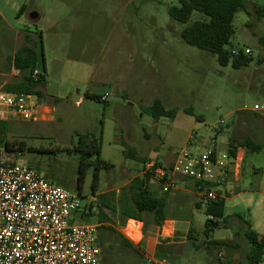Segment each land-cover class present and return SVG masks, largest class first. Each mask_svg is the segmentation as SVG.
I'll use <instances>...</instances> for the list:
<instances>
[{"label":"rangeland","instance_id":"374dc122","mask_svg":"<svg viewBox=\"0 0 264 264\" xmlns=\"http://www.w3.org/2000/svg\"><path fill=\"white\" fill-rule=\"evenodd\" d=\"M248 2L250 14L237 13L227 48L243 51L249 63L234 68L232 62L223 66L214 54L183 40V30L206 17L193 12L187 24L176 21L169 9L178 6V0H0V90L22 77L10 67L9 58L30 36L38 54L37 71L44 74V98L39 99L54 109L46 122L0 120L6 122L0 142L14 145L24 164L50 183L79 196L80 221L97 225L98 196L116 192L117 200L122 187L145 170L144 162L125 153L130 148L149 162L170 165L192 144H211L218 137L222 150L225 139L259 137L261 150L246 151L244 178L264 185V127L256 128L254 122L259 119L264 126V113L252 111L256 104L264 105V47L259 41L264 35V0ZM105 96L106 101L101 99ZM156 99L173 115L156 119L144 113ZM256 129L263 136L254 138ZM82 135L97 138L100 159L107 165H99L93 154L79 184L77 145ZM151 184L155 195L167 200L173 234L167 237L166 229L161 238L159 228L141 222L143 240L134 241L103 208L111 218L107 224L139 252L116 244L110 264H152L154 246L167 247L169 242L176 246L178 264H248L249 246L236 229V219L220 223L211 233V240L229 241L231 246H213L204 236L206 198L196 194L191 183L187 190L167 195L159 183ZM100 236V242L106 239L104 232Z\"/></svg>","mask_w":264,"mask_h":264},{"label":"built area","instance_id":"2783aa9c","mask_svg":"<svg viewBox=\"0 0 264 264\" xmlns=\"http://www.w3.org/2000/svg\"><path fill=\"white\" fill-rule=\"evenodd\" d=\"M39 75L36 70L33 77ZM252 111L262 114L264 105L256 104ZM53 116V107L33 94L0 90V120L46 122ZM223 124L219 122V127ZM20 157L15 146L0 142V264H101L98 225L80 221L81 198L50 183ZM232 166L239 173L237 155L231 156L212 142L192 144L170 165L150 161L141 176L159 183L162 193L187 190V183H195L194 192L207 202L224 198L218 188ZM132 220L141 242L143 224ZM164 228L165 224L158 230ZM149 260L152 264H178L153 255ZM260 264H264V255Z\"/></svg>","mask_w":264,"mask_h":264},{"label":"trees","instance_id":"16d2710c","mask_svg":"<svg viewBox=\"0 0 264 264\" xmlns=\"http://www.w3.org/2000/svg\"><path fill=\"white\" fill-rule=\"evenodd\" d=\"M178 3V6L169 9L170 16L176 21L187 24L193 12L202 13L206 17L205 20L195 21L183 30L182 38L188 45L209 51L217 57L219 63L223 66H227L232 62L234 68H241L249 63V58L243 51L236 52L227 48L234 34L233 21L237 13L246 11L250 14L248 0H178ZM24 9L25 6L21 7L19 14ZM259 41L264 47V35L259 37ZM31 43L32 38L27 36V44L21 46L14 56L9 58L10 67L12 66V68L18 71L22 77L18 81L9 83L3 90L12 93L33 94L43 99L44 94L40 87L44 74H40L37 79L33 77L34 72L37 70L38 54L36 48ZM144 113L158 119L160 117L172 116L174 112L173 110L166 109L163 103L159 99H156L152 105L144 109ZM5 125L6 122H0V136L3 135ZM6 144L12 145L9 142H6ZM240 147L246 148L249 153L259 152L262 145L251 138H246L238 144H232L231 142L227 148V152L234 157L237 155L238 148ZM77 148L81 153L79 184H82L91 165L90 157L93 154L96 153L98 155L99 165L106 167L107 163L100 159L101 148L96 137L90 135L80 136ZM125 153H128L134 159L141 160L145 164L149 163L148 159L137 156L134 148H130ZM156 165L161 166L162 163L156 161ZM189 183L187 184L189 185ZM191 184L192 188L195 189L196 184ZM213 187H217V185ZM165 194L167 195L168 193ZM116 196V192L98 196L101 207L98 217L100 224L98 225L97 236L102 251L101 264H110L111 250L116 244L139 253L136 245L121 234L118 229L107 224V222L111 221V218L108 217L103 208L107 209L113 217H117L122 226H125L128 220L135 219L143 222L147 228L153 226L156 229L161 228L167 220L172 219L168 215L166 198L155 195L149 176L135 177L126 186L122 187L117 200ZM201 207L202 204L197 203V208ZM204 213L207 216L204 225L205 241L210 242L211 245L216 247L231 246L229 241L211 240V233L215 228L219 227L220 223L228 224L232 219H236L239 222L238 232L243 234L249 246L245 256L246 261L248 264L261 263L264 255V236L259 235L253 230L251 222L246 217L240 214H228L224 198L207 201L204 204ZM85 214L87 213L83 212L84 216ZM100 232L106 234V239L101 242ZM190 238H192L191 235ZM106 245L107 247H105ZM196 247L199 248L198 246ZM176 251V246L173 243L169 242L167 247L164 244H160L155 250V257L176 263L174 262Z\"/></svg>","mask_w":264,"mask_h":264},{"label":"crops","instance_id":"0c3cea01","mask_svg":"<svg viewBox=\"0 0 264 264\" xmlns=\"http://www.w3.org/2000/svg\"><path fill=\"white\" fill-rule=\"evenodd\" d=\"M261 120L255 119V127L263 128V123ZM223 131H221L222 133ZM258 136L257 129L254 135V138ZM259 138V137H258ZM254 139V141L259 142V139ZM218 137L213 139L214 144L219 149L218 145ZM242 140L230 141V139H225L221 142L222 150L227 151L230 143L238 144ZM246 148H238L237 156L238 162L240 164L239 173H235L234 166L230 167L229 172L220 184L218 191L224 194L226 211L228 214H240L246 219H248L251 224L253 230H255L259 235L264 236V185L263 182L260 181L257 184H252L249 180L244 178V165L246 158L248 157ZM255 169V168H254ZM242 170V171H241ZM258 170H254V173ZM174 223V219L167 220L165 222V228L163 231L158 230V236L161 238L164 237L165 230H169L170 233L166 234L169 237L173 234L174 228L172 224ZM239 230L238 228H236ZM161 232V233H160ZM156 246H154L153 254H155ZM248 252V251H247ZM246 252V253H247ZM210 264H213L210 262Z\"/></svg>","mask_w":264,"mask_h":264},{"label":"bare ground","instance_id":"6f19581e","mask_svg":"<svg viewBox=\"0 0 264 264\" xmlns=\"http://www.w3.org/2000/svg\"><path fill=\"white\" fill-rule=\"evenodd\" d=\"M134 223H136V222L132 219L128 222V227L125 229V233L129 237H131L133 240L137 241L140 239L141 233H140L139 229L134 226ZM140 226H141V224H139V227Z\"/></svg>","mask_w":264,"mask_h":264},{"label":"water","instance_id":"95a60500","mask_svg":"<svg viewBox=\"0 0 264 264\" xmlns=\"http://www.w3.org/2000/svg\"><path fill=\"white\" fill-rule=\"evenodd\" d=\"M31 18H32L33 20H36V19L38 18V15H37L36 13H33V14L31 15Z\"/></svg>","mask_w":264,"mask_h":264}]
</instances>
